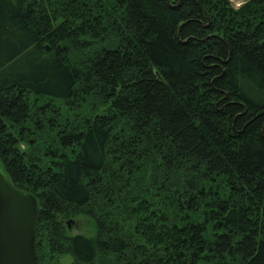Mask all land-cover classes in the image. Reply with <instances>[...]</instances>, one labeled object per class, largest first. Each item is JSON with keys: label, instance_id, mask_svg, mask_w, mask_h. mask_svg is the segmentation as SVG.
Masks as SVG:
<instances>
[{"label": "trees", "instance_id": "16d2710c", "mask_svg": "<svg viewBox=\"0 0 264 264\" xmlns=\"http://www.w3.org/2000/svg\"><path fill=\"white\" fill-rule=\"evenodd\" d=\"M242 1L0 0V168L37 199L36 264H264V0Z\"/></svg>", "mask_w": 264, "mask_h": 264}, {"label": "water", "instance_id": "95a60500", "mask_svg": "<svg viewBox=\"0 0 264 264\" xmlns=\"http://www.w3.org/2000/svg\"><path fill=\"white\" fill-rule=\"evenodd\" d=\"M38 211L37 199L17 190L0 168V264H36Z\"/></svg>", "mask_w": 264, "mask_h": 264}, {"label": "rangeland", "instance_id": "374dc122", "mask_svg": "<svg viewBox=\"0 0 264 264\" xmlns=\"http://www.w3.org/2000/svg\"><path fill=\"white\" fill-rule=\"evenodd\" d=\"M234 8H238L242 0H229ZM69 223V224H68ZM67 231L70 235H81L86 238H92L96 233V223L90 217L79 215L66 220ZM71 257L64 256L62 262L67 264Z\"/></svg>", "mask_w": 264, "mask_h": 264}]
</instances>
